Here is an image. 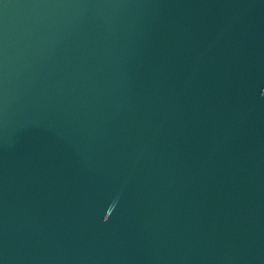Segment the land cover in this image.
<instances>
[{"label":"water","instance_id":"water-1","mask_svg":"<svg viewBox=\"0 0 264 264\" xmlns=\"http://www.w3.org/2000/svg\"><path fill=\"white\" fill-rule=\"evenodd\" d=\"M0 264H264V0H0Z\"/></svg>","mask_w":264,"mask_h":264}]
</instances>
